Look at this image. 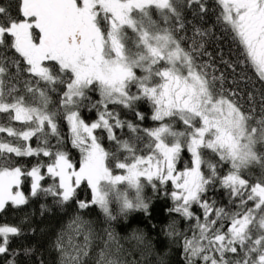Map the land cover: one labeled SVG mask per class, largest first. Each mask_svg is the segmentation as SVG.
<instances>
[{
    "label": "snow or ice",
    "instance_id": "obj_1",
    "mask_svg": "<svg viewBox=\"0 0 264 264\" xmlns=\"http://www.w3.org/2000/svg\"><path fill=\"white\" fill-rule=\"evenodd\" d=\"M0 121V214L67 217L38 264H264V0H0Z\"/></svg>",
    "mask_w": 264,
    "mask_h": 264
},
{
    "label": "trees",
    "instance_id": "obj_2",
    "mask_svg": "<svg viewBox=\"0 0 264 264\" xmlns=\"http://www.w3.org/2000/svg\"><path fill=\"white\" fill-rule=\"evenodd\" d=\"M218 34L219 33H217V35ZM217 48H222L225 59L229 58L230 55H234V53H230L229 41L227 39H223L221 42L214 43L213 46L209 47L208 50L210 52H214ZM249 87L253 88V90L258 91L260 88V84L253 82L252 84H249ZM257 99H259V97H257ZM30 143L35 146V139L33 138ZM24 159L30 161L33 160V158ZM25 191L27 192V188H25ZM146 194L148 196H151V190L147 189ZM45 202L46 201L42 199H34L28 205L22 206L19 209H13L11 208V206H9L7 211L0 214V225L5 223L9 225H19L25 232V235L23 237L13 241V247H17L20 244L35 246L36 251L35 254L31 257V264H38L36 257L41 254L43 255V259L46 262L52 261L54 259V256L46 251L48 237L52 234V232L60 227L62 220L67 219L65 215L55 212L52 214L45 213V215L41 217L39 205ZM47 202L50 203V201ZM153 204L158 217L161 219H165L164 208L167 207L165 201L163 199H154ZM26 215L30 217V220H25ZM32 228H35V232H30V229ZM118 231H120L121 236L124 235V231L122 229H119ZM165 245L166 241L162 237L157 239V252L163 253L166 250ZM136 258H139V254L136 255ZM129 259H131V257ZM167 259L169 264H179V250L173 249ZM150 260L151 264H155V256L151 257ZM20 261L21 264H28L27 258L23 256L20 257Z\"/></svg>",
    "mask_w": 264,
    "mask_h": 264
},
{
    "label": "rangeland",
    "instance_id": "obj_3",
    "mask_svg": "<svg viewBox=\"0 0 264 264\" xmlns=\"http://www.w3.org/2000/svg\"><path fill=\"white\" fill-rule=\"evenodd\" d=\"M96 251H98V248L96 249ZM89 264H93V261L89 260Z\"/></svg>",
    "mask_w": 264,
    "mask_h": 264
}]
</instances>
